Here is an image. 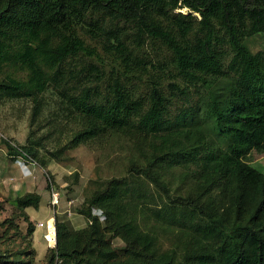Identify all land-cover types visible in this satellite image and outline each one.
I'll list each match as a JSON object with an SVG mask.
<instances>
[{
    "label": "trees",
    "instance_id": "trees-1",
    "mask_svg": "<svg viewBox=\"0 0 264 264\" xmlns=\"http://www.w3.org/2000/svg\"><path fill=\"white\" fill-rule=\"evenodd\" d=\"M255 35H264V0H0V101L28 98L36 118L52 90L56 120L83 124L64 149L107 133L150 146L130 178L90 194L87 228L57 219L47 264H264V174L247 161L264 154V49L247 45ZM149 47L157 68L143 78ZM39 145L17 147L45 168ZM174 168L185 194L164 179ZM40 201L16 200L29 235L36 223L25 210ZM106 232L126 248L111 249ZM162 232L177 233L166 251Z\"/></svg>",
    "mask_w": 264,
    "mask_h": 264
},
{
    "label": "rangeland",
    "instance_id": "rangeland-1",
    "mask_svg": "<svg viewBox=\"0 0 264 264\" xmlns=\"http://www.w3.org/2000/svg\"><path fill=\"white\" fill-rule=\"evenodd\" d=\"M187 15L192 13L189 8L180 7L174 10ZM199 19V15L193 13ZM247 45L253 53L264 49V35H255L247 39ZM148 59L145 78L157 68L154 52L147 49ZM154 65V66H152ZM17 77L24 78V72H16ZM58 98L52 90L46 91L39 97L41 113L36 118V105L28 98L0 101V253L10 261L7 264H47L49 251L44 245L42 232L34 228L32 235L27 234V223L16 208V200L26 193H38L41 201L38 209L29 208L34 226L38 220H45L53 215L48 196L51 188L61 197V206L57 208V219L64 222L71 231L87 228L90 221L81 213L86 208L90 194L113 178H130L134 168L144 165L141 152L149 154L150 146L147 141L137 138L119 137L107 133L94 140L82 143L73 149H64L72 135L83 129L81 121H65L61 116L56 120ZM36 139L40 141L39 157L44 158L46 167L40 162L32 167L29 163L7 154L4 142L11 145H26ZM55 154V156H52ZM250 165L264 174V154L252 153L247 157ZM132 172V173H131ZM167 172L170 193L185 194L189 184H180L176 179L179 170L174 168ZM8 176L16 180L9 182ZM93 213L105 224V216L98 208H92ZM70 212V215L67 213ZM25 213L26 210H25ZM93 215V214H92ZM40 218V219H39ZM107 225H103L105 231ZM107 231V230H106ZM105 239L111 249L122 251L126 241L119 235L105 233ZM176 232L161 233L163 251L171 249L176 240ZM14 255V256H13ZM4 258V257H3ZM59 264V262H58Z\"/></svg>",
    "mask_w": 264,
    "mask_h": 264
},
{
    "label": "built area",
    "instance_id": "built-area-1",
    "mask_svg": "<svg viewBox=\"0 0 264 264\" xmlns=\"http://www.w3.org/2000/svg\"><path fill=\"white\" fill-rule=\"evenodd\" d=\"M14 147L18 150L19 154L16 155L17 159L29 163L32 167L37 166V162L27 155L22 149L18 148L14 145ZM9 182H14L16 178L14 176H8L5 180ZM48 201L50 207L53 208V215L49 216L45 220H38L36 222V229H39L42 232V238L44 241V245L47 250H52L57 248V208L61 206V197L57 191H54L53 188L49 191ZM59 214V213H58ZM70 215V212L67 213Z\"/></svg>",
    "mask_w": 264,
    "mask_h": 264
},
{
    "label": "crops",
    "instance_id": "crops-1",
    "mask_svg": "<svg viewBox=\"0 0 264 264\" xmlns=\"http://www.w3.org/2000/svg\"><path fill=\"white\" fill-rule=\"evenodd\" d=\"M48 205H49V201H48ZM29 208L26 209V212L29 216H32L31 214H29V211H28ZM33 209V208H32ZM51 210L53 211V208L51 207ZM40 219V218H39ZM41 232V231H40Z\"/></svg>",
    "mask_w": 264,
    "mask_h": 264
}]
</instances>
